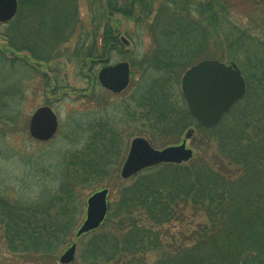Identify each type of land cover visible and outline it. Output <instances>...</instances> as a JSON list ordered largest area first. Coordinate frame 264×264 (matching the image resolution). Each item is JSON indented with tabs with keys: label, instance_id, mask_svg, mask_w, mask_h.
<instances>
[{
	"label": "trees",
	"instance_id": "1",
	"mask_svg": "<svg viewBox=\"0 0 264 264\" xmlns=\"http://www.w3.org/2000/svg\"><path fill=\"white\" fill-rule=\"evenodd\" d=\"M18 1L7 42L17 50L27 48L23 36L11 29L20 24L22 8L29 6V32L34 37L28 49L35 58L39 28L49 32L47 47L66 42L60 32L78 23V0ZM228 1L88 0L96 26L93 39L86 43L80 29L77 44L67 52L69 58L85 64L88 57L100 59L113 47L120 48L117 34L102 25L114 13L133 18L142 31L137 38L144 33L151 45L129 60L141 71L130 94L110 110L102 104L80 115L57 139L62 150L57 176L46 151L22 178L17 198L0 194V237L12 253L46 263L65 244L78 240L79 260L74 264H264V21L243 22L232 14ZM97 33L103 38L100 50L95 45ZM21 58L12 57L25 62ZM203 58L236 63L246 82L244 97L214 127L196 123L183 99L173 98L183 71ZM4 90L2 119V107H10L4 104L6 97H18L17 85L16 94L3 97L10 91ZM136 109L142 122L151 124L153 134L147 129L140 134L148 133L153 145L165 138L167 144L175 143L194 125L215 143L217 156L160 163L122 179L119 168L125 151L120 125ZM215 161L228 167H216ZM108 178L114 179L117 198L105 221L76 238L87 195ZM188 206L203 212L207 221L188 237L166 242L157 228L181 219Z\"/></svg>",
	"mask_w": 264,
	"mask_h": 264
},
{
	"label": "rangeland",
	"instance_id": "2",
	"mask_svg": "<svg viewBox=\"0 0 264 264\" xmlns=\"http://www.w3.org/2000/svg\"><path fill=\"white\" fill-rule=\"evenodd\" d=\"M228 2L229 6L231 5L230 10L232 14L243 22H247L248 19L252 18L257 21H264V0H229ZM28 7L24 6L22 8L20 24L11 29L14 35L23 36L22 42L27 48L17 50L10 47L6 36L10 23H0V51L4 52V54L0 53V91L3 92L5 91L4 89L9 88L10 91L4 94L3 97L11 95V93L16 94L17 85L18 95L16 99L14 96L6 97L9 101L4 104L10 107L9 109L2 107L1 110L4 111L2 114H5V118H0V194L8 195L9 198L18 197L21 190L19 183L23 182L22 178L29 172L33 161L43 156L46 151L49 152L48 157L53 161V175L57 176L60 171L59 155L62 153V150L56 141L60 139L63 131L67 129L69 124H75L80 115L91 112L96 106L98 108L104 104L107 106V110H110L115 102L125 99L132 90L130 89L131 86L138 82L141 73L139 68L131 67L130 64L131 80L129 87L121 93L105 94V91L97 80V72L100 67L120 60L129 62L130 59H135L137 55L143 54L147 48L149 49V45H151V39L148 35L143 33L140 40L137 38L138 34L142 33V31L133 22V18L125 17L121 13H114L109 20L105 18L102 21V25L110 26L114 34H117L120 48L113 47L105 57L100 59L88 57L85 60V64H79L75 59L69 58L67 52L72 50L77 44L80 29L84 32L82 36L87 41L86 43H91V39H93L92 31L96 27L92 22L88 0H78V15L75 17L78 23L74 27H69L64 32H60L61 37L66 42L46 47L47 44L44 42L46 40L45 34L49 32H44L39 28L36 33V37L38 38V40L36 38V43L39 45H35L38 51L34 48L37 53L36 56L39 58H35L28 49L29 41L34 37V34L30 36L29 32L31 29V17L29 16L30 10ZM32 28L35 27L33 26ZM99 35L100 33L96 34L95 41V45L99 48L98 50L102 48L101 43L103 40V38H99ZM123 35L128 38V45L122 42L120 37ZM40 44L42 45L40 46ZM9 50L15 51L18 57L26 54L31 61L29 64L41 62V66L32 68L28 64H25L27 61L23 57L21 59L25 62L18 61V59H15L17 60L15 62L11 58ZM213 50L216 49L213 48ZM43 72L48 73L50 81L45 78ZM15 82L17 84H14ZM174 89L173 98L176 96L178 99H183L180 82H178ZM41 105H49L59 120L56 134L46 141L32 138L28 131L29 117ZM134 114L133 116L126 117L125 121L121 120L120 127L123 130L125 156L133 137L143 136L147 138L146 135H149L148 133L153 134V130L149 128L151 124L142 122L139 110L136 109ZM191 128H193V133L187 139L186 144L193 150V157L206 156L207 159H211L217 156L215 143L206 136L203 130L194 125ZM141 130H146L145 132L148 133L140 134ZM185 131L175 143L167 144V140L169 139L165 138L164 141H157V144L160 143L158 146L151 144L154 147L162 148L166 145L180 143L185 136ZM154 135V137L159 138L158 132L154 131ZM225 164L226 162L215 161V166L221 169L228 167ZM50 178H52L51 175H49L47 180H50ZM104 187L109 190V203L115 201L117 196L114 190V179H105L102 186L98 189ZM89 190L87 188L85 193H88ZM183 212L184 214H182L181 219L157 228V230L161 231L160 233L166 242L188 237L200 224L207 221L206 215L203 212L191 210L190 206L186 207ZM76 241L75 261L77 262L79 260V241ZM67 246L65 244L61 247L53 260H47L46 263L43 260H39L41 263L39 261L31 262L26 256L12 253L0 237V262L4 264H59L58 256ZM71 264L74 263L72 262Z\"/></svg>",
	"mask_w": 264,
	"mask_h": 264
},
{
	"label": "water",
	"instance_id": "3",
	"mask_svg": "<svg viewBox=\"0 0 264 264\" xmlns=\"http://www.w3.org/2000/svg\"><path fill=\"white\" fill-rule=\"evenodd\" d=\"M18 0H0V22L11 20L17 13ZM125 45L129 40L120 37ZM11 55L15 53L10 51ZM39 65V63H37ZM131 69L126 60L103 65L97 73L100 85L119 93L130 82ZM180 88L187 110L195 122L216 126L224 114L240 101L246 92V82L240 68L234 62L206 58L186 68L181 75ZM29 133L38 140L50 139L57 130L58 117L49 105L37 107L30 116ZM189 129L180 143L155 148L145 137L131 139L128 151L120 166V177L130 178L139 171L160 163H181L193 157V150L186 141L192 135ZM85 215L76 230L80 236L98 228L110 208L108 188L97 189L86 197ZM76 242H72L58 257V262L68 264L75 259Z\"/></svg>",
	"mask_w": 264,
	"mask_h": 264
},
{
	"label": "bare ground",
	"instance_id": "4",
	"mask_svg": "<svg viewBox=\"0 0 264 264\" xmlns=\"http://www.w3.org/2000/svg\"><path fill=\"white\" fill-rule=\"evenodd\" d=\"M123 36H124V35H123ZM127 39H128V38H127ZM213 59H214V58H213ZM26 60H27L28 63L31 62V61H30V58H29L27 55H26ZM218 60H219V59H218ZM32 63H33V62H32ZM241 73H242V72H241ZM183 101H184V100H183ZM238 102H239V101H238ZM238 102H237V103H238ZM234 105H235V104H234ZM234 105H233V106H234ZM233 106H232V107H233ZM231 109H232V108H231ZM231 109H230V110H231ZM230 110H229V111H230ZM229 111H228V112H229ZM224 115H225V114H224ZM224 115H223V117H224ZM30 116H31V115H30ZM223 117H222V118H223ZM222 118H221V120H222ZM29 120H30V117H29ZM221 120H220V122H221ZM220 122H219V123H220ZM219 123H218V124H219ZM218 124H217V125H218ZM28 126H29V123H28ZM28 129H29V127H28ZM146 139H147V138H146ZM147 140H148V139H147ZM148 141H149V140H148ZM149 142H150V141H149ZM150 143H151V142H150ZM155 148H157V147H155ZM85 202H86V201H85Z\"/></svg>",
	"mask_w": 264,
	"mask_h": 264
},
{
	"label": "flooded vegetation",
	"instance_id": "5",
	"mask_svg": "<svg viewBox=\"0 0 264 264\" xmlns=\"http://www.w3.org/2000/svg\"><path fill=\"white\" fill-rule=\"evenodd\" d=\"M46 75V74H45ZM47 80L50 81L51 79L47 76Z\"/></svg>",
	"mask_w": 264,
	"mask_h": 264
}]
</instances>
